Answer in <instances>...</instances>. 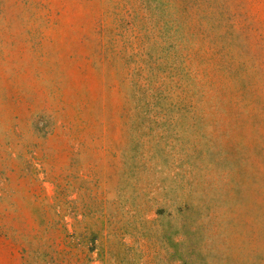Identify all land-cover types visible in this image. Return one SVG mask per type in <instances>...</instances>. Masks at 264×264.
<instances>
[{
	"label": "rangeland",
	"instance_id": "374dc122",
	"mask_svg": "<svg viewBox=\"0 0 264 264\" xmlns=\"http://www.w3.org/2000/svg\"><path fill=\"white\" fill-rule=\"evenodd\" d=\"M0 264H264V0H0Z\"/></svg>",
	"mask_w": 264,
	"mask_h": 264
}]
</instances>
